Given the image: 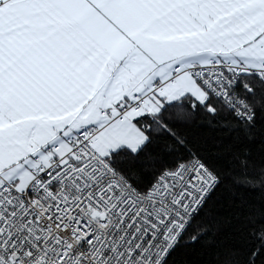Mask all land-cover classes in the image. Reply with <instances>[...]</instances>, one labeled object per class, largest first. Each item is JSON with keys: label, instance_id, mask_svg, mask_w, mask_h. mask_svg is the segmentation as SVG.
Wrapping results in <instances>:
<instances>
[{"label": "snow or ice", "instance_id": "6c2138e0", "mask_svg": "<svg viewBox=\"0 0 264 264\" xmlns=\"http://www.w3.org/2000/svg\"><path fill=\"white\" fill-rule=\"evenodd\" d=\"M196 114L256 141L264 0H0V264H169L255 167L181 136ZM257 231L224 264H264Z\"/></svg>", "mask_w": 264, "mask_h": 264}, {"label": "trees", "instance_id": "16d2710c", "mask_svg": "<svg viewBox=\"0 0 264 264\" xmlns=\"http://www.w3.org/2000/svg\"><path fill=\"white\" fill-rule=\"evenodd\" d=\"M176 131L193 144H198L209 154L231 148L233 151L247 147L255 167L249 166L248 175L240 172L225 179L229 191L218 192L205 209L196 217L192 228L172 254L169 264H224L234 258L242 262L245 254L258 245V229L264 227V122L258 119L256 141L244 145L235 143L234 138L225 134V129L211 127L196 114L191 122L179 124ZM215 160L212 156L211 164ZM134 172H142L143 162H126ZM223 167L222 162L216 163ZM250 181L251 183H245ZM199 229V232H197ZM255 233V235H254ZM193 235L200 238L190 240Z\"/></svg>", "mask_w": 264, "mask_h": 264}]
</instances>
